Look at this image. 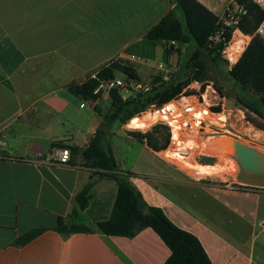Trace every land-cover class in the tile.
I'll return each instance as SVG.
<instances>
[{"label":"crops","instance_id":"0c3cea01","mask_svg":"<svg viewBox=\"0 0 264 264\" xmlns=\"http://www.w3.org/2000/svg\"><path fill=\"white\" fill-rule=\"evenodd\" d=\"M198 1L222 18L231 0ZM169 15L184 21L177 0H0V264L169 260L170 248L151 228L134 237L98 232L96 224L111 216L117 182L88 167L80 151L68 165L51 157L60 146L87 148L111 108V100H81L70 85L111 62L132 65L145 82L169 81L184 65L191 45L169 51L166 41L147 39ZM115 127L104 144L118 173H133L146 202L195 235L213 264H264V175L228 184L196 179ZM136 144L143 147L133 163L121 160ZM90 182L88 207L79 210L77 196ZM59 219L92 232L65 236ZM36 231L34 241L17 243Z\"/></svg>","mask_w":264,"mask_h":264},{"label":"trees","instance_id":"16d2710c","mask_svg":"<svg viewBox=\"0 0 264 264\" xmlns=\"http://www.w3.org/2000/svg\"><path fill=\"white\" fill-rule=\"evenodd\" d=\"M244 8L246 14L241 17L237 29L244 35L253 36L262 22L264 13L250 0H235ZM184 14L180 22L171 15L162 19L147 34L151 41H178L184 45L193 46V53L169 81L161 78L153 80L154 89L151 93L139 95L137 98L123 101L117 91L112 93V114H107L105 122L98 128L95 136L85 149L69 147L72 153L79 152L88 167L100 173V176L117 182L118 190L111 216L96 224L97 231L108 236L134 237L142 230L153 229L170 248L172 254L165 264H213L200 240L193 234L178 228L158 207L150 206L140 190L131 182L133 173H118V163L110 147L104 141L110 128L117 121H123L124 115L130 121L136 114L144 111L150 104L162 106L176 99L193 79L201 81L215 78L214 66L222 62L220 51L233 37V29L226 28L223 39L215 48H210V38L221 31L223 23L220 18L198 0H177ZM228 71V78L241 87L238 94L230 95L228 99L240 104L258 119L264 121V40L255 36L242 54L237 64ZM117 73L139 79L134 67L127 63L111 62L102 68L96 78H89L82 84H72L70 93L83 101L97 100L93 94L100 81L114 78ZM222 93L223 90L219 88ZM247 90L253 91L257 99L249 97ZM227 95V94H225ZM249 123L264 130L256 120L248 117ZM164 127L156 126L152 131L128 132V135L155 152L166 151L170 145L171 134L168 128L166 135L162 134ZM93 182L77 196L79 210H85L91 199ZM78 211V210H77ZM57 231L69 236L78 232L91 233L92 230L76 224H68L59 219ZM41 231L27 234L18 244L24 245L34 241Z\"/></svg>","mask_w":264,"mask_h":264},{"label":"built area","instance_id":"2783aa9c","mask_svg":"<svg viewBox=\"0 0 264 264\" xmlns=\"http://www.w3.org/2000/svg\"><path fill=\"white\" fill-rule=\"evenodd\" d=\"M250 1L257 5L264 13V0ZM239 11L246 14V11L240 5L232 11L228 10L220 18L223 28L219 33L210 38L209 45L213 49L216 47L215 45L225 40L223 39V35L226 28L233 29L231 41L223 45L224 47L220 51V54L228 63L227 70H231L237 64L243 52L250 44V40L255 36L264 40V17L253 36L244 35L237 29L238 21L235 17ZM234 39H237V47L232 46ZM166 43L169 51L183 50L178 41H166ZM129 60L137 63L142 61L141 58L135 55H131ZM164 69L165 65L163 63L158 65L159 72H163ZM176 71V69H172L171 74L174 75ZM97 74L92 78H96ZM154 86L153 81L145 82L129 76H125L124 78L115 76L114 78L101 80L93 94L98 96V99L111 100L112 93L117 91L123 101H128L137 98L139 95L151 93ZM96 101L89 102L95 103ZM246 114L247 110L240 105L238 106L235 102H231L220 91L214 81L193 79L176 99L162 106L150 104L144 111L131 119L128 126L132 125L134 119H138L146 125V128H144L146 129L144 130L145 133L156 126L168 128L171 134L168 151H171L172 145L184 143L186 138L191 136H199L203 139H207L208 136L215 134L226 136L228 135L227 133H231L235 129L234 125L236 121L246 120ZM231 134L233 135V133ZM2 145H4V140L0 137V146ZM71 156V150L64 146L56 148L51 155L52 160L60 166L68 165Z\"/></svg>","mask_w":264,"mask_h":264},{"label":"rangeland","instance_id":"374dc122","mask_svg":"<svg viewBox=\"0 0 264 264\" xmlns=\"http://www.w3.org/2000/svg\"><path fill=\"white\" fill-rule=\"evenodd\" d=\"M237 6H238V4L236 3V1L231 0L228 7L226 8L224 14H226V12L228 10L232 11ZM243 15H244V13H241L240 11H239L238 15H236L235 19L238 21L237 25H239V23L241 21V17ZM247 40H249V38H247ZM236 41H237V39H236ZM250 41H252V40H250ZM192 53H193V46H190V52H189V55L186 58V60H188L190 58ZM221 58H222V62H220L219 65H216L213 68L215 70V78L213 79V81L215 82L216 86H218L219 88H221L223 90L224 94H227L226 96H228V98H229L230 95L234 96V95L238 94V92L241 90V87L235 85V83L232 82L228 78V76H227L228 71H226L227 67H228V63H227V61H225V59L223 58L222 55H221ZM186 60H185V62H186ZM119 76L121 78L125 77L123 74H120ZM247 93H248L249 97H251V98H254V99L258 98V97H256L257 95L251 90H247ZM231 102H234V101L231 100ZM109 106H110V104H109ZM110 107L111 108L108 109V112H109L108 114H112V112H113L112 104ZM248 117L256 120L257 123H259L261 126L264 127V121L263 120L258 119L254 114L247 111L245 121L244 120L243 121L242 120L236 121V123L234 125L235 129L231 131V133H233V135L231 133H227L228 135H226L224 137L226 139L229 137H234V138L238 139L239 141L264 152V130H261V129L257 128L256 126H254L252 123H249ZM121 120H123V121H117L116 123H114V124H116V127L114 129L115 131H119L120 128L124 127L125 130H127L128 132L145 133L144 130H146V129L136 130V129L129 127L128 124H130L129 123L130 121L127 119V115H124L123 119H121ZM143 125H144V123H143ZM144 126H146V125H144ZM152 130H153V127L149 130V132ZM161 131H162V134L166 135V130L164 128H162ZM234 135H236V136H234ZM205 140L206 139H203L199 136L188 137V138H186L185 142L182 143L181 147L179 146V148H178V146L176 144H174V145H172L171 151H168V149L166 151H161V152H159L160 153L159 156L163 160H165L166 162H168L170 164H174V165L176 164L186 174H189L191 177L196 178V179H201V180H205V181L209 180V181H213V182L218 183V184H228V183L232 182L233 180L240 181L241 179L247 178V174L243 172L239 163L233 157L226 155L224 153H221V152H212V151H209V152H211L213 154L204 155L205 153L203 150L205 148L203 147L204 146L203 143L205 142ZM142 147H143L142 144H136L134 147V150L132 152H129L130 155L127 153L123 157H120V159L123 161H126L127 163H133L134 159L137 157V155L141 151ZM124 152L126 153V151H124ZM176 156L182 157L185 160L190 159V163L198 164L199 166L216 167L217 165L220 164L223 166V168L219 169L217 172H212V174H210V175L199 174L197 172V170H194V169L190 168L189 166L187 167L186 163L181 159L178 160V158H176ZM206 156H212L213 157L212 158L213 162H211L212 164L207 163L205 160H203V157H206Z\"/></svg>","mask_w":264,"mask_h":264},{"label":"water","instance_id":"95a60500","mask_svg":"<svg viewBox=\"0 0 264 264\" xmlns=\"http://www.w3.org/2000/svg\"><path fill=\"white\" fill-rule=\"evenodd\" d=\"M223 136L215 134L211 137ZM214 152H222L233 157L240 165L244 173L252 177L264 175V152L249 146L234 137H229L226 141L214 139L208 146ZM209 158V157H208ZM207 157H203V160ZM212 159V158H210Z\"/></svg>","mask_w":264,"mask_h":264},{"label":"bare ground","instance_id":"6f19581e","mask_svg":"<svg viewBox=\"0 0 264 264\" xmlns=\"http://www.w3.org/2000/svg\"><path fill=\"white\" fill-rule=\"evenodd\" d=\"M237 41H236V39H234V41H233V45L232 46H235V47H237ZM241 48H242V46H241ZM131 128H133V129H136V130H141V129H144V128H146V126H144L143 125V123H142V121L141 120H138V119H134V121H133V123H132V125L130 126ZM214 139H218V140H220V141H226V138L224 137V136H220V137H217V138H213V137H211V135L210 136H208V138L205 140V142L203 143V147L205 148L203 151H204V155H211V154H213V153H211V152H209V151H212V152H214L213 150H211L208 146H209V143L213 140L214 141ZM177 145V144H176ZM181 145H182V143H179L177 146H180L181 147ZM179 148V147H178ZM184 149V148H183ZM222 153V152H221ZM225 154V153H224ZM227 155V154H226ZM207 157V159H205V161L207 162V163H211V162H213V159H210V158H213L212 156H206ZM209 157V158H208ZM176 158H178V160H183L185 163H186V165H187V167L189 166L190 168H192V169H194V170H197V172L199 173V174H208V175H210V174H212V172H217L219 169H221V168H223V166L222 165H217L216 167H211V166H199L198 164H193V163H190V159H187V160H185V159H183L182 157H179V156H176ZM184 164V163H183ZM212 164V163H211Z\"/></svg>","mask_w":264,"mask_h":264}]
</instances>
